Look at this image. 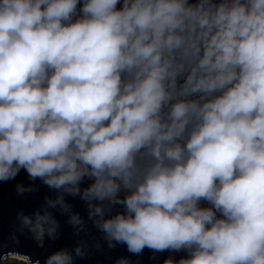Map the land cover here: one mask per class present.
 Masks as SVG:
<instances>
[{"label": "clouds", "instance_id": "clouds-1", "mask_svg": "<svg viewBox=\"0 0 264 264\" xmlns=\"http://www.w3.org/2000/svg\"><path fill=\"white\" fill-rule=\"evenodd\" d=\"M21 171L50 194L10 240L45 248L57 213L78 238L43 264H264V0H0V182Z\"/></svg>", "mask_w": 264, "mask_h": 264}, {"label": "water", "instance_id": "water-1", "mask_svg": "<svg viewBox=\"0 0 264 264\" xmlns=\"http://www.w3.org/2000/svg\"><path fill=\"white\" fill-rule=\"evenodd\" d=\"M18 182H23L25 184L29 183L27 174L24 171H21L13 181L0 182V242L7 245L5 251L14 250L21 253H28L32 255L34 259H41L43 264V259L46 255L61 247H73L78 238L73 236L71 227L65 223L66 217L60 216L59 213H57V218L61 222L62 232L58 240L54 242L48 241L43 249L37 248L35 243L27 236L20 237L19 245L14 244L10 240V235L17 225V212L23 211L25 214H30L43 203L44 196L50 194L49 189L40 185V190L38 192L27 194L23 197L18 196L15 189V185ZM36 183L39 184V181ZM69 201L74 205L75 211L80 212L82 215H86L83 204L78 198H69ZM93 237L99 239V233L94 228L91 229L90 236L81 238L91 241ZM186 256L187 253L185 251L153 253L147 249H145L140 256H134L127 252L126 246L119 245L114 250H109L104 247L97 251L93 248L89 252V255L83 260H78L77 264H115V261L120 257H128L133 261V264H164V261L168 258L179 260ZM4 257L6 256L0 255V261Z\"/></svg>", "mask_w": 264, "mask_h": 264}, {"label": "rangeland", "instance_id": "rangeland-1", "mask_svg": "<svg viewBox=\"0 0 264 264\" xmlns=\"http://www.w3.org/2000/svg\"><path fill=\"white\" fill-rule=\"evenodd\" d=\"M0 264H22V261L17 257H4Z\"/></svg>", "mask_w": 264, "mask_h": 264}]
</instances>
